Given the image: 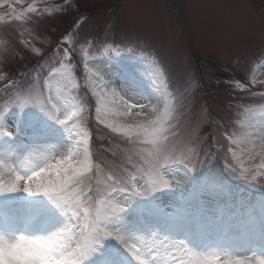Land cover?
Masks as SVG:
<instances>
[{
  "label": "snow or ice",
  "instance_id": "1",
  "mask_svg": "<svg viewBox=\"0 0 264 264\" xmlns=\"http://www.w3.org/2000/svg\"><path fill=\"white\" fill-rule=\"evenodd\" d=\"M5 8L0 22L21 19L10 0H0ZM61 42L72 44L70 35ZM93 48L107 55L113 44L86 38L79 45L96 121L146 147L137 149L138 162L128 157L131 167L119 175L105 173L95 161L86 105L73 95L79 89L75 65L65 63L72 59L68 49L42 86L39 73L32 83H6L0 100V200L19 204L26 214L13 222L0 213V264H264V191L256 187L264 179V103L237 105L241 131L226 134L227 162L249 184H232L217 175L215 153L201 158L196 147L173 141L183 100L169 87L158 59L127 47L128 55L115 52L105 60ZM33 52L41 55L40 49ZM112 61L125 68L142 65L154 95L135 72L126 73L127 88L113 87L105 79L112 73L99 67ZM235 87L244 91L246 85L236 81ZM10 117L14 126L7 123ZM179 171L184 182L175 178ZM165 195L184 207L176 213L162 209L158 201ZM208 197L218 209L222 203V210L205 211Z\"/></svg>",
  "mask_w": 264,
  "mask_h": 264
},
{
  "label": "rangeland",
  "instance_id": "2",
  "mask_svg": "<svg viewBox=\"0 0 264 264\" xmlns=\"http://www.w3.org/2000/svg\"><path fill=\"white\" fill-rule=\"evenodd\" d=\"M10 2L16 8L15 14L22 17L10 21L6 16L0 22V42H4L0 46V76L4 77L0 79V100L5 99L8 92L5 84L14 79L32 83L39 73L42 86L49 71L58 67L63 50L68 49L72 59L65 63L75 65L74 74L79 83L73 95L86 105L87 124L95 133L94 159L105 166V173L119 175L123 168L131 167L128 157L138 162L136 151L146 146L134 144L96 121V98L85 86L79 45L86 38L96 44L107 40L113 44V53L101 55L99 48L91 50L105 60L115 52L128 55L127 47L137 55L144 51L166 69L169 87L183 100L178 108V134L173 141L196 147L202 153L201 158L208 151L215 153L213 164L217 175L232 184H249L228 166L226 134L241 131L238 103L257 106L264 103V60L259 59L264 56V0ZM30 6L39 11L28 12ZM6 12V8L0 9V14ZM66 35H70L72 44L61 42ZM34 48L40 49L41 55H35ZM102 65L99 66L102 71L110 69L112 73L105 79L127 88L126 73L135 72L143 88L154 95L151 80L142 65L125 68L115 61ZM252 77L254 82L250 83ZM236 81L246 85L244 91L236 89ZM15 122L11 117L7 120L9 126H14ZM175 178L184 182V172H177ZM256 187L264 191V179ZM188 199H191L190 193H185V200ZM217 203L211 197L206 198L204 210H222V203L219 209ZM158 204L171 213L184 207L180 200L167 195ZM0 213H7L15 222L25 216L26 210L19 204L0 200Z\"/></svg>",
  "mask_w": 264,
  "mask_h": 264
},
{
  "label": "bare ground",
  "instance_id": "3",
  "mask_svg": "<svg viewBox=\"0 0 264 264\" xmlns=\"http://www.w3.org/2000/svg\"><path fill=\"white\" fill-rule=\"evenodd\" d=\"M99 66H103V65H99ZM105 70V69H104ZM108 70V72L110 71V69H107ZM117 83H114V82H112V86L113 87H116L117 89H120L121 87H119L118 85H116ZM116 85V86H115ZM144 90H145V92L146 93H148V94H150V92H147V90L145 89V87H144Z\"/></svg>",
  "mask_w": 264,
  "mask_h": 264
}]
</instances>
